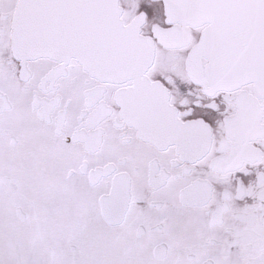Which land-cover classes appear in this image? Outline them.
I'll use <instances>...</instances> for the list:
<instances>
[{
  "label": "snow or ice",
  "instance_id": "1",
  "mask_svg": "<svg viewBox=\"0 0 264 264\" xmlns=\"http://www.w3.org/2000/svg\"><path fill=\"white\" fill-rule=\"evenodd\" d=\"M0 264H264V0H0Z\"/></svg>",
  "mask_w": 264,
  "mask_h": 264
}]
</instances>
